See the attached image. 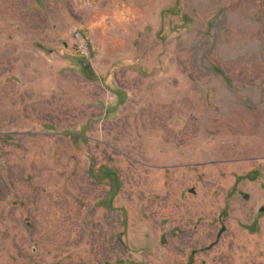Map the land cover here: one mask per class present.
Here are the masks:
<instances>
[{
	"label": "rangeland",
	"instance_id": "1",
	"mask_svg": "<svg viewBox=\"0 0 264 264\" xmlns=\"http://www.w3.org/2000/svg\"><path fill=\"white\" fill-rule=\"evenodd\" d=\"M0 264H264V0H0Z\"/></svg>",
	"mask_w": 264,
	"mask_h": 264
}]
</instances>
